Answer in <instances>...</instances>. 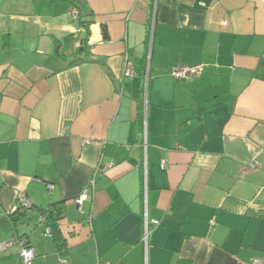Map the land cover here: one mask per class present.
Here are the masks:
<instances>
[{
	"label": "crops",
	"instance_id": "obj_1",
	"mask_svg": "<svg viewBox=\"0 0 264 264\" xmlns=\"http://www.w3.org/2000/svg\"><path fill=\"white\" fill-rule=\"evenodd\" d=\"M19 238L31 264H264V0H0V241Z\"/></svg>",
	"mask_w": 264,
	"mask_h": 264
},
{
	"label": "built area",
	"instance_id": "obj_2",
	"mask_svg": "<svg viewBox=\"0 0 264 264\" xmlns=\"http://www.w3.org/2000/svg\"><path fill=\"white\" fill-rule=\"evenodd\" d=\"M78 14L79 13L77 10L71 11V16L73 19H77ZM202 70H203V65H197V66H193V67L179 66V67H175V68L171 69L170 76L176 80L191 81L194 78L198 77L201 74ZM131 75H132L131 65H130V63H127L125 70H124V76L130 77ZM110 167H111L110 165H100L96 168L95 173L99 174V175H103L106 173V171L108 169H110ZM93 183H94V180L91 181L90 185L92 186ZM46 188H47V191L50 192V191H52L53 186L47 185ZM89 192H92V188H91V191H90V189L84 191L78 199H74L73 201L79 205L84 200H90L91 195L89 194ZM31 208H32V203H30L23 194L18 195L17 203H16V206L14 208V212L15 211L27 212ZM44 221H45V218H41V222L43 223ZM157 224H158L157 221H151L149 223V221H147L145 219L144 233H143V236L141 239L145 249L147 246V239H148L150 228L153 226H156ZM44 235L52 236V229L50 226H46L44 228ZM11 246L17 247L18 254H19V257L21 259L22 264H31L35 255H34L33 250L27 245V243L24 240L11 239L8 241H0V250L7 249ZM63 264H65V263H63ZM97 264H100V263H97ZM252 264H262V263L259 260L255 259V260H253Z\"/></svg>",
	"mask_w": 264,
	"mask_h": 264
},
{
	"label": "trees",
	"instance_id": "obj_3",
	"mask_svg": "<svg viewBox=\"0 0 264 264\" xmlns=\"http://www.w3.org/2000/svg\"><path fill=\"white\" fill-rule=\"evenodd\" d=\"M79 13V12H78ZM90 24V21L85 22V21H78V27L82 30H84V37H83V42L86 41V39L89 36L88 32V25ZM26 215V212H19L15 211L13 221L20 220V218L24 217ZM63 215V210H62V205L61 204H52L47 213V219L50 221V227L51 229L57 228V222L62 218ZM22 240L21 238H19Z\"/></svg>",
	"mask_w": 264,
	"mask_h": 264
},
{
	"label": "water",
	"instance_id": "obj_4",
	"mask_svg": "<svg viewBox=\"0 0 264 264\" xmlns=\"http://www.w3.org/2000/svg\"><path fill=\"white\" fill-rule=\"evenodd\" d=\"M52 236H53L54 241H55L56 243H59V242L62 241V237H61V235H60V233L58 232V229H57L56 227L52 229Z\"/></svg>",
	"mask_w": 264,
	"mask_h": 264
}]
</instances>
